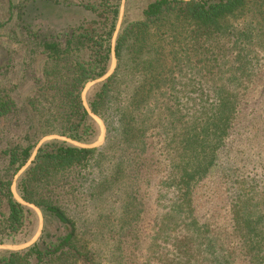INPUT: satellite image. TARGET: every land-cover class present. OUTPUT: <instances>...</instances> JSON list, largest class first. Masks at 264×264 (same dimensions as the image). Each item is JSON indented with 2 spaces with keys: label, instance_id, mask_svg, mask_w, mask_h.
I'll return each instance as SVG.
<instances>
[{
  "label": "trees",
  "instance_id": "obj_1",
  "mask_svg": "<svg viewBox=\"0 0 264 264\" xmlns=\"http://www.w3.org/2000/svg\"><path fill=\"white\" fill-rule=\"evenodd\" d=\"M80 2L95 16L83 26L63 35L22 31L26 53L46 59L33 101L41 114L33 133L36 142L9 148L3 141L16 111L0 78V147H5L0 152L6 155L0 195L9 209L6 220L11 232L16 235L32 212L14 198L12 179L31 160L42 138L60 136L86 145L97 140L99 128L82 93L89 82L104 78L92 87L88 106L103 121L106 142L94 148L52 140L37 149L18 179V191L25 202L62 224L65 234L0 256V264H32L33 259L42 264H98L96 251L79 244L75 220L51 200L50 187L68 171L110 155L116 160L115 180L124 173L135 179L142 158L149 159L158 180L159 167L148 157L155 140L164 146L167 161V175L155 187L158 192L169 191L171 211H182L183 216L182 208L186 209L187 235L178 246L181 263L264 264V185L260 188L255 179L249 184L236 174L237 156L218 170L212 215L193 214V188L214 171L220 153L231 149L225 137L232 126L253 111H242L245 96L240 93L221 90L193 96L182 91L187 78L201 75L216 80L226 73L228 66L220 63L230 48L226 42L236 48L229 56L237 63L236 70L245 65L242 51L251 49L253 56L256 48L264 50V0H156L140 19L122 27L114 49L116 68L108 77L119 4ZM241 21L239 27L234 24ZM215 56L217 65L211 62Z\"/></svg>",
  "mask_w": 264,
  "mask_h": 264
},
{
  "label": "rangeland",
  "instance_id": "obj_2",
  "mask_svg": "<svg viewBox=\"0 0 264 264\" xmlns=\"http://www.w3.org/2000/svg\"><path fill=\"white\" fill-rule=\"evenodd\" d=\"M52 1L60 3L53 4L47 0H0V78L16 111V116L13 115L7 123L3 137V141L9 143V148L17 143L27 146L36 142L33 133L41 123V114L33 101L38 89L37 80L42 76L46 59L44 55L26 53L24 46L27 38L22 31L63 35L95 17L91 11L78 5L81 4L80 0ZM100 1L84 0V3ZM154 1L111 0L119 4V15L111 41V67L106 77L116 68L114 49L122 27L127 22L140 19L146 6ZM242 22L234 24L239 27ZM226 47L230 48L225 50L227 54L220 63L228 66V70L219 76L220 81L219 78L214 80V77L197 75L187 78L182 88L184 93L193 96L214 95L221 90L240 93L245 96L242 111H253L252 116L232 126L225 137L231 149L224 154L220 153L214 171L193 188V214L200 218L212 215L218 170L224 169L226 161H235V156L238 158L236 164L239 170L236 174L249 184L255 179L260 188L264 185V50L256 48L253 56L251 49L242 51V62L245 65L241 70H236L237 63L229 57L235 55L233 51L236 48L228 42ZM216 56L211 61L214 65H217ZM104 79L89 82L82 93L84 106L99 128L97 140L86 145L60 136L42 138L31 160L12 179L14 198L32 210L16 235L8 228L6 219L9 209L0 195V256L26 251L35 244H41V241L51 242L65 234V228L56 219L21 198L18 179L30 167L37 149L46 142L59 140L78 147L104 146L107 135L105 125L98 116L91 113L88 106L92 87ZM221 84H225V87H221ZM4 148L1 145L0 149ZM163 149L164 146L155 140L148 154L159 167L158 180L146 158L141 159L143 165L135 179L129 177L130 173H124L115 180L116 160L110 155L96 158L88 167L68 171L61 177L62 180L59 179L58 183L50 187L51 200L75 220L79 244H87L88 248L96 251L98 264H182L178 258V246L179 241L187 235L186 209L182 208L183 216L182 211H171L169 191L158 192L155 187V182L167 175ZM5 158L6 155L0 152V176L6 171ZM128 194L132 199L128 200ZM220 219L218 212L216 220ZM32 264L42 263L33 259Z\"/></svg>",
  "mask_w": 264,
  "mask_h": 264
}]
</instances>
